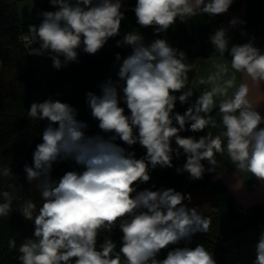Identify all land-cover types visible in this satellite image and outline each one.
Listing matches in <instances>:
<instances>
[{
    "label": "clouds",
    "instance_id": "clouds-1",
    "mask_svg": "<svg viewBox=\"0 0 264 264\" xmlns=\"http://www.w3.org/2000/svg\"><path fill=\"white\" fill-rule=\"evenodd\" d=\"M56 11H43L39 26H28L21 37L31 55L48 54L57 70L78 61V49L96 54L109 38L119 35L125 18L122 0H50ZM233 0H137L134 12L142 27L155 26L156 33L166 32L179 19L186 22L197 15L215 17L227 13ZM243 23L238 18L231 26ZM228 29L221 27L210 36L216 53L231 56V67L243 73L253 85L264 82V52L253 41L229 47ZM254 40V38H253ZM38 43L39 47H32ZM129 45L132 53L123 59L119 79L109 77L98 85L101 94L89 91L86 102L91 116L99 122L103 133L87 135L88 123L77 119L78 110L51 97L33 102L27 115L32 120H47L42 133L43 142L36 146L33 165L25 164L27 180L37 182L42 206L25 200L20 211L26 220L34 221L33 238H27L18 248L21 264H217L212 252L203 244L176 247L167 257L158 260L160 251L182 240L190 241L196 233L210 230L211 218L195 207L174 188L137 191L139 184L150 180V167H173V154L181 149L187 160L178 173L187 172L192 180L202 179L206 171H215L224 156L241 172H248L264 184V115L254 106L248 83H241L231 96L235 77L220 82L227 65H217L219 71L200 83L212 85L205 90L184 114H173L177 99L187 103L193 91L174 93L186 87L188 73L194 67L187 62L186 53L172 47L166 39L144 43L138 31L127 33L117 46ZM63 57V60L61 59ZM121 60V54H116ZM121 90L123 96L121 97ZM225 97L219 104L223 131L213 136L208 132L198 140L183 137L181 131H202L217 127L211 112L214 97ZM126 103L130 115L120 101ZM175 121V124H174ZM178 124V127L176 126ZM58 125V126H57ZM138 129V135L134 130ZM129 146L139 142L147 152L137 159L115 141ZM175 140L178 147H172ZM226 139V147L224 140ZM73 160L82 172L68 171L58 181L51 177L53 164ZM211 167L206 168L202 161ZM0 175L11 177L10 167L0 169ZM9 187H15L10 185ZM133 193L135 195L133 196ZM0 217H7L14 197L9 191L0 193ZM117 225L123 233L122 247L116 252L111 238L97 247L102 231L111 232ZM10 249L16 240L8 242ZM253 264H264V231L255 245ZM75 258V259H73Z\"/></svg>",
    "mask_w": 264,
    "mask_h": 264
},
{
    "label": "trees",
    "instance_id": "trees-1",
    "mask_svg": "<svg viewBox=\"0 0 264 264\" xmlns=\"http://www.w3.org/2000/svg\"><path fill=\"white\" fill-rule=\"evenodd\" d=\"M20 0H0V169L10 167L11 177L0 175V193L9 191L14 197L12 209L7 217H0V264H21L18 248L27 238H33L35 231L34 221L26 220L21 211L25 200L31 199L37 205V211L43 204L40 192L36 187L37 182H29L25 172V164L33 165V154L36 146L43 142L42 133L48 121L32 120L27 112L33 102H43L47 95L53 100L66 102L78 110L77 119L88 123L85 130L87 135L100 134L108 138L111 133H103L99 122L91 116V110L86 102V94L89 91L101 94L98 87L109 78L111 66L114 62H123L133 49L129 45L117 46V41L131 32L138 31L144 37V43L150 44L156 39H166L168 43L186 53L187 62L198 60L193 51L201 46V41L208 43L209 56H218L210 42L211 34L223 27L222 17L218 14L209 17L207 14L197 15L186 22L177 19L176 23L166 32L156 33L155 26L142 27L137 23L134 12L137 0H128L129 6L125 12V18L121 21L119 35L109 38L107 43L96 54H87L82 48L78 49V61L70 62L63 68L55 70L51 79V90L46 93L40 88L35 72V56L28 54L24 43L20 40V34L26 29L21 21L17 2ZM37 13V22L41 23L43 17L39 13L43 11H56L58 6L51 4L50 0H32ZM244 0H233L229 10H238ZM246 1V27L247 35L254 42L264 41V0ZM74 3L75 0H70ZM29 25V24H28ZM264 52V51H262ZM121 54V60H116V54ZM224 56L231 58L228 53ZM63 60V57H61ZM195 71H189L186 87L180 92L174 93L177 97L183 91L192 90ZM199 97H189L187 103L175 102L173 114H184L186 110ZM125 108V114L130 115L126 103H120ZM211 115L217 121V127L209 126L202 131L190 130L189 122L186 127L189 130L181 131L183 137L206 136L212 132L213 136L220 135L224 130L220 121L219 105L214 107ZM175 124V121H174ZM58 126V125H57ZM178 127V124L176 125ZM138 135V129L134 130ZM129 152H134L137 159L146 156L147 150L139 142L129 146L122 140L115 141ZM226 147V139L224 140ZM172 147H178L175 140ZM221 162L215 171H206L202 179L192 180L187 172L178 173L177 167H182L187 160L186 154L181 149V155L177 158L173 154V167L151 169L150 180L139 184L137 191L151 189L174 188L185 196L191 194V201L185 199L183 203L188 207H195L205 217L211 218L210 230L207 233H196L191 241L182 240L179 244L170 245L160 251L156 257L163 260L170 250L176 247H191L203 244L212 252L217 264H226V259L231 253V248L239 245L238 236L250 232L257 225L264 223V202L244 207L229 191L223 180L215 177L226 169L237 170L227 154L222 157L217 154ZM206 168L211 167L207 160L202 161ZM81 165L73 160L59 161L53 164L51 177L58 181L68 171L82 172ZM10 185L15 187H9ZM135 193H133V196ZM0 202H3L0 197ZM123 233L117 225L111 232L102 231L97 237V247L111 238L116 244V252L122 247ZM15 239L17 247L10 249L8 242ZM239 250V246H238ZM236 253V252H235ZM75 259V258H73ZM123 264V257H121Z\"/></svg>",
    "mask_w": 264,
    "mask_h": 264
},
{
    "label": "crops",
    "instance_id": "crops-1",
    "mask_svg": "<svg viewBox=\"0 0 264 264\" xmlns=\"http://www.w3.org/2000/svg\"><path fill=\"white\" fill-rule=\"evenodd\" d=\"M123 7L122 11L126 10L129 6L128 0H122ZM222 17L223 27L228 29L227 35L229 39V47L234 44H244L249 42V37L247 35L246 27V1L244 0L241 7L238 10H228L227 13L219 14ZM233 18H238L243 21V23L237 26H231L230 21ZM28 24H40L36 21H29ZM262 42H259V49L264 51L261 46ZM210 57V56H208ZM214 57V56H213ZM211 57L209 59L210 66L217 73L219 69L217 65H227L228 71L226 74H221L220 82L223 80L235 77L234 86L228 90V95L231 96L236 88L239 87L241 83H248L250 88V98L254 106L258 107V111L264 115V82L259 85H253L250 79L246 80L243 73L236 72L231 67V58L227 56H216V58ZM198 64L201 63V58L198 60ZM208 61V60H205ZM116 63V62H114ZM119 63V62H117ZM112 68V66H111ZM111 71V70H110ZM110 74V73H109ZM110 77V75H109ZM113 77V76H112ZM211 88L209 85H207ZM225 98V97H224ZM224 98H219L215 102H221ZM221 100V101H220ZM215 106L218 103L214 104ZM264 127V123L260 125ZM215 179H221L231 192V194L241 202L244 207H250L252 205L264 202V184H261L254 176L248 172H241L239 170L226 169L219 173ZM252 182H256V186H252ZM264 231V223H261L253 228L252 231L242 233L237 238L239 240V250L236 253L229 254L226 259V264H253L256 257L255 245L258 242L259 234Z\"/></svg>",
    "mask_w": 264,
    "mask_h": 264
},
{
    "label": "rangeland",
    "instance_id": "rangeland-1",
    "mask_svg": "<svg viewBox=\"0 0 264 264\" xmlns=\"http://www.w3.org/2000/svg\"><path fill=\"white\" fill-rule=\"evenodd\" d=\"M17 8H18L20 19L25 24L26 29H27L28 22L36 21V18H37V13L35 11L33 1L32 0H20L17 2ZM261 46L264 48V41L263 43H261ZM211 57L213 56L201 57V63L198 64L197 66L196 74L193 80V85H192L193 95L191 97L201 95L202 84L200 83V80L202 78L207 79L210 75L215 74L214 69H212L210 66L209 59ZM213 58H216V56H214ZM205 60H208V61H205ZM36 61H37V64L35 67V72L37 74V79H38L40 88L46 93H48L51 90V79H52V75L55 72L56 68L53 67L52 60L49 55L36 57ZM120 64H122V62H119V63L116 62L112 64V68H111L109 75L114 81L119 79L117 73H118ZM209 86L212 87V85L210 84ZM229 91H232V90H229ZM120 94L122 97L123 96L122 90ZM48 98H49V95H47V99ZM219 98H224V97L216 96L214 97V101ZM120 103H125V102L123 101V99H121ZM215 103H218V105L220 104V102H215ZM214 107L216 106L214 105Z\"/></svg>",
    "mask_w": 264,
    "mask_h": 264
},
{
    "label": "water",
    "instance_id": "water-1",
    "mask_svg": "<svg viewBox=\"0 0 264 264\" xmlns=\"http://www.w3.org/2000/svg\"><path fill=\"white\" fill-rule=\"evenodd\" d=\"M194 56L197 57H208L209 56V51H208V43L206 40L201 41V46L199 49L195 50L192 52ZM188 63L193 64L194 67L191 69V71H195L198 66V61L192 60L189 61Z\"/></svg>",
    "mask_w": 264,
    "mask_h": 264
},
{
    "label": "built area",
    "instance_id": "built-area-1",
    "mask_svg": "<svg viewBox=\"0 0 264 264\" xmlns=\"http://www.w3.org/2000/svg\"><path fill=\"white\" fill-rule=\"evenodd\" d=\"M29 25H32V24H29ZM28 25V26H29ZM35 25H37V26H39L38 24H35ZM27 32H28V28L27 29H25L21 34H20V40H21V37L24 35V34H27ZM22 41V40H21ZM248 41H253V43H254V45H255V42H254V40L253 39H251V38H249V40ZM32 47H39V44L38 43H35V44H33L32 45ZM45 55H48V54H45ZM35 56V61H34V66L36 67V64H37V61H36V57H38V56H40V55H34ZM205 90H210V88H208L207 86H204L203 87V89H202V92H204ZM257 185V183L256 182H252V186H256ZM191 240H192V238H191ZM190 240V241H191ZM188 241V240H187ZM238 251V246L237 245H235V246H233L232 248H231V253H235V252H237Z\"/></svg>",
    "mask_w": 264,
    "mask_h": 264
},
{
    "label": "bare ground",
    "instance_id": "bare-ground-1",
    "mask_svg": "<svg viewBox=\"0 0 264 264\" xmlns=\"http://www.w3.org/2000/svg\"><path fill=\"white\" fill-rule=\"evenodd\" d=\"M255 45L256 46H259V42L258 43H255ZM40 56H45V55H40ZM40 56H38V57H40ZM199 58H201V57H199ZM197 61V60H196ZM204 86H207V85H205V84H202V86H201V89H203V87ZM208 87V86H207ZM209 88V87H208ZM211 89V88H210ZM203 93V92H202Z\"/></svg>",
    "mask_w": 264,
    "mask_h": 264
}]
</instances>
